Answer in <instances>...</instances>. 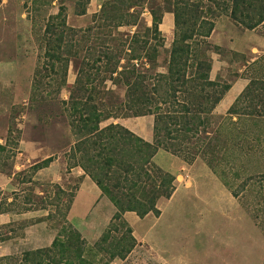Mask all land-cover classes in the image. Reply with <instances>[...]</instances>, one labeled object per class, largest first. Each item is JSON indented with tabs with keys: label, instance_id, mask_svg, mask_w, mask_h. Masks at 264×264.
<instances>
[{
	"label": "rangeland",
	"instance_id": "374dc122",
	"mask_svg": "<svg viewBox=\"0 0 264 264\" xmlns=\"http://www.w3.org/2000/svg\"><path fill=\"white\" fill-rule=\"evenodd\" d=\"M76 1L56 0L51 7L47 6L46 15L55 14L58 6L63 4L67 26L75 30L92 26V16L99 11L103 0H89L81 16L75 15ZM172 1L136 0L137 5L130 12L136 14L137 25L116 30L122 38L139 31V45L144 47L140 49L142 59L132 63H137L135 68L141 74L148 71L149 82L156 73L166 72L173 40V14L169 12L167 19L164 22L162 19L158 27L162 45H156L154 70L148 62L151 47L157 41L151 33L145 32V28L151 27V8L155 11L170 9ZM224 1L231 4L230 0H182L195 6L200 18L214 24L206 39L216 47L209 52V78L230 85V89L212 112L217 122L212 127L227 125L228 130L236 132L242 126H250V123L243 125L235 118L226 120V112L248 85L254 72L261 66L264 68V57H261L264 54V19L256 27L246 29L239 21L231 19L230 9L226 10L227 6L222 4ZM24 2L29 5L30 0H0V144L7 142L9 151L8 158L0 159L1 208L9 211L0 214V259H19L25 252L38 250L34 247L52 241L60 229L68 227L79 233L86 248L92 249L87 252L92 264H263L264 119L247 137L248 146L252 145L254 151L245 157L239 148L233 158L228 156L218 167L229 186L208 168L201 156L188 163L160 148L152 162L162 172L174 177V190L168 199L157 201L155 207L159 214L156 216L148 213L140 219L130 212L140 221L130 219L128 224L123 214L132 236L135 230L136 237L145 238V242L140 243L134 238L135 245L124 259L109 260L107 253L112 248L111 244L124 233V229L112 221L114 214L93 206L87 225L94 221L97 228L90 235L84 234L85 237L80 233L78 227L81 223L71 218L67 207L82 184L94 182L75 165L74 159L70 160L69 150L75 139L62 103L68 100L79 65L74 61L69 63L65 85L60 88L59 81H55L58 76L51 71V61L44 57L42 36L32 30L31 13L23 7ZM42 23L41 19L39 25ZM141 41H146V46ZM113 45V42L106 41L103 47L111 51ZM85 48L81 56H85ZM121 56L127 58L125 52ZM36 69L41 78L37 81L39 84L34 85ZM103 86L113 92L102 97L104 104L118 105L123 101V87L115 86L111 81L104 82ZM128 114L127 117L110 118L99 125L103 128L110 123L118 124L117 120L127 123L148 116ZM220 128L217 134L211 132L213 145L221 136L218 134ZM253 137L261 138L256 141ZM49 157L53 160L48 168L37 171L32 168ZM250 176L252 178L247 179ZM90 199L86 201L87 205H91ZM104 199L111 203L106 197ZM114 227L118 229L114 230ZM107 230L110 235L108 241L94 247ZM151 242L154 245H150ZM4 263L5 260L0 262Z\"/></svg>",
	"mask_w": 264,
	"mask_h": 264
},
{
	"label": "trees",
	"instance_id": "16d2710c",
	"mask_svg": "<svg viewBox=\"0 0 264 264\" xmlns=\"http://www.w3.org/2000/svg\"><path fill=\"white\" fill-rule=\"evenodd\" d=\"M54 1L30 0L29 5L24 2L23 7L31 13L32 30L42 36L44 57L51 61V71L58 76L55 81H59L60 88L65 85L69 63L74 61L79 65L68 100L62 102L69 117L71 135L75 139L69 150L70 160H75V165L83 169L101 195L109 199L116 209L112 221L117 222L124 233L111 244L112 248L107 253L109 260L124 259L133 249L135 239L122 218L123 214L133 212L140 219L148 213L156 216L159 214L155 207L157 201L168 199L174 190V177L162 172L152 162L160 148L188 163L194 157L201 156L208 168L224 185L229 186L218 167L228 156L233 158L239 148L245 157L254 151L252 145L248 146L247 137L253 134L254 127H258V122L264 119V68L261 66L254 72L248 85L226 112V120L235 118L243 125L249 122L250 126H242L236 132L228 130L227 125L222 127L218 124L214 129L212 124L217 122L212 112L230 85L209 78V52L216 47L211 46L206 39L214 24L211 20L200 18L195 6L183 3L182 0H173L170 9L155 11L151 8V27L145 28V32L151 33L157 41L151 47L148 62L152 70L155 68L156 45H162L158 27L165 13L173 14L174 29L166 72L156 73L149 82L146 76L148 71L141 74L135 68L137 63H132L142 59L140 49L144 47L139 45V31L125 38L116 33L120 27L137 25L136 14L130 12L137 5L136 0H103L99 11L92 16L93 25L84 30L67 26L63 4L58 6L55 14L46 15L49 9L47 6L51 7ZM230 1V5L225 1L222 4L227 6L226 10L230 9L231 19L239 21L246 29L256 27L264 19V0ZM88 3L89 0L76 1L75 15H83ZM41 19L43 23L39 25ZM106 41L114 43L111 51L103 47ZM141 42L146 46V41ZM84 48L85 56H81ZM124 52L127 58L121 56ZM34 73L33 84L37 85L41 76L37 69ZM106 81L123 87L124 99L118 105L110 103L107 106L102 102V97L113 94L112 90H106L103 86ZM128 113L153 115L151 143L119 124L110 123L103 128L99 125L110 118L127 117ZM219 127L221 132L218 134L221 136L213 145L210 141L213 138L211 132L217 134ZM200 136L204 139L201 140ZM253 138L260 141L261 137ZM8 152L7 142L0 144V159L8 158ZM52 160L53 157L46 158L32 168L37 171L47 167ZM71 203L72 200L69 206ZM1 205L0 202V214L8 213ZM117 229L114 227V230ZM109 238L107 230L94 247L101 246ZM90 251L92 249L85 247L77 231L64 227L54 237L50 247L25 252L15 260L10 257L1 258L0 262L92 264L87 256Z\"/></svg>",
	"mask_w": 264,
	"mask_h": 264
},
{
	"label": "crops",
	"instance_id": "0c3cea01",
	"mask_svg": "<svg viewBox=\"0 0 264 264\" xmlns=\"http://www.w3.org/2000/svg\"><path fill=\"white\" fill-rule=\"evenodd\" d=\"M165 14L162 18L163 22L165 21V19H167L168 13H165ZM142 119L143 120L137 119V121H135V120L129 121V122L126 121L127 123H125V121H123V120H117L116 123H118L119 125H122V127L126 128L127 130L132 132L134 135L140 137L144 141L151 142L152 141L151 132H152V125H153V118L150 116H144ZM157 155H155V156H157ZM175 161H178V160L175 159ZM89 198H91L90 199L91 205H87V202H86L87 200H89ZM83 200H85V201H83ZM98 202H100L99 205H98ZM96 205H97L98 209L103 211V212H105V211L109 212L111 215L115 213L113 205L111 203H109L106 199H104V196L101 195L100 190L96 187L95 184H89V183L84 184V185L82 184L80 186V188L78 189V191L76 192V195L74 196V199L70 205L69 214L71 215L72 219L74 218V220L79 221L81 223L78 228H79L80 233H82L84 237L86 236L84 234L90 235V234H92V232H95V229L97 228V227H95L96 222H94L93 220H92L93 223L91 225H90V223H89V225H87V218L90 214V210L93 208V206H96ZM75 214H83V215L77 216ZM130 219L133 221H140L135 216V214H132L130 212L125 213L124 214V220L128 224H130V222H128L127 220H130ZM130 226H132V225H130ZM133 233H134V238L136 239V241L138 243H140V241L145 242L144 237H140V238L136 237L137 234H136L135 230ZM53 239H52V241H53ZM150 239L153 242L151 236H150ZM52 241H49L46 244L42 243V244L34 247V249H36V248L37 249L48 248V247H50ZM152 242L150 243V245H152L154 243V242L153 243Z\"/></svg>",
	"mask_w": 264,
	"mask_h": 264
}]
</instances>
